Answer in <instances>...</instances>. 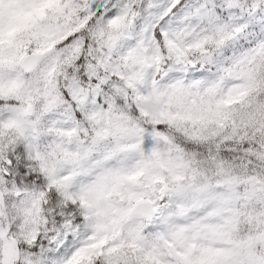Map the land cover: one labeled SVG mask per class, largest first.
I'll use <instances>...</instances> for the list:
<instances>
[{
    "label": "snow or ice",
    "instance_id": "6c2138e0",
    "mask_svg": "<svg viewBox=\"0 0 264 264\" xmlns=\"http://www.w3.org/2000/svg\"><path fill=\"white\" fill-rule=\"evenodd\" d=\"M0 264H264V0H0Z\"/></svg>",
    "mask_w": 264,
    "mask_h": 264
}]
</instances>
